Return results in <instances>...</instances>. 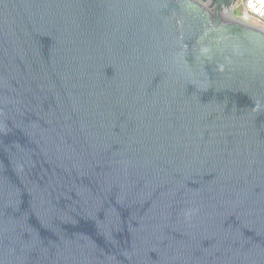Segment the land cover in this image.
I'll return each mask as SVG.
<instances>
[{"label": "water", "instance_id": "water-1", "mask_svg": "<svg viewBox=\"0 0 264 264\" xmlns=\"http://www.w3.org/2000/svg\"><path fill=\"white\" fill-rule=\"evenodd\" d=\"M239 1L0 0V264H264Z\"/></svg>", "mask_w": 264, "mask_h": 264}, {"label": "built area", "instance_id": "built-area-1", "mask_svg": "<svg viewBox=\"0 0 264 264\" xmlns=\"http://www.w3.org/2000/svg\"><path fill=\"white\" fill-rule=\"evenodd\" d=\"M244 15L264 28V0H244Z\"/></svg>", "mask_w": 264, "mask_h": 264}, {"label": "rangeland", "instance_id": "rangeland-1", "mask_svg": "<svg viewBox=\"0 0 264 264\" xmlns=\"http://www.w3.org/2000/svg\"><path fill=\"white\" fill-rule=\"evenodd\" d=\"M243 2H244V0H240L237 4L238 10H239L240 14H242V15H244V12H245Z\"/></svg>", "mask_w": 264, "mask_h": 264}]
</instances>
